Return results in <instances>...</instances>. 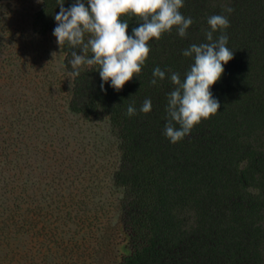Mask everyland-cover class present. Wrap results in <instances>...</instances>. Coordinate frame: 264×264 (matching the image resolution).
Here are the masks:
<instances>
[{
  "label": "trees",
  "instance_id": "16d2710c",
  "mask_svg": "<svg viewBox=\"0 0 264 264\" xmlns=\"http://www.w3.org/2000/svg\"><path fill=\"white\" fill-rule=\"evenodd\" d=\"M60 2L43 0L36 11L41 32L54 31ZM74 2L64 0V7ZM227 7L234 11L227 13ZM179 11L194 21L186 37L173 26L150 39L141 71L119 91L102 80L99 65L84 64L74 75L71 53H83L62 45L73 75L70 110L85 118L108 116L120 139L114 180L123 188L121 221L130 236V251L120 264H264V0H183ZM214 14L227 16L230 26L213 38L227 35L233 52L210 86L220 108L172 143L164 135L168 94L175 88L170 75L185 78L194 60L183 51L208 42V17ZM120 19L129 24V35L140 23L132 13ZM88 38L85 34V42ZM156 67L165 78L153 85ZM145 99L152 102L148 113L140 111ZM130 105L136 115H127ZM2 131L0 264H45V256L37 261L30 247L37 219L47 213L45 200L41 195L37 200L28 183L20 189L16 136L11 127Z\"/></svg>",
  "mask_w": 264,
  "mask_h": 264
},
{
  "label": "rangeland",
  "instance_id": "374dc122",
  "mask_svg": "<svg viewBox=\"0 0 264 264\" xmlns=\"http://www.w3.org/2000/svg\"><path fill=\"white\" fill-rule=\"evenodd\" d=\"M42 5L0 0V128L11 127L16 136L20 189L28 183L47 209L37 219L32 256H45V264H120L130 251L121 221L123 188L114 180L120 139L108 116L70 110L66 52L53 31L34 24Z\"/></svg>",
  "mask_w": 264,
  "mask_h": 264
},
{
  "label": "clouds",
  "instance_id": "9594fccd",
  "mask_svg": "<svg viewBox=\"0 0 264 264\" xmlns=\"http://www.w3.org/2000/svg\"><path fill=\"white\" fill-rule=\"evenodd\" d=\"M60 11L55 14L57 26L53 35L62 46L68 42L73 49L79 48L83 54L72 51L71 67L74 75L80 74L82 65H99L102 80L119 91L134 74L141 71L150 48L148 41L159 39L164 32H170L173 26L181 37H186L187 29L193 24L191 17H185L179 11L183 0H75L70 8L59 3ZM227 13L234 11L227 7ZM132 13L140 21L128 34L129 24L121 22L120 17ZM211 30L206 33L207 43L192 44L183 51L186 57H192L194 63L181 80L180 74L172 72L170 81L175 85L168 94L166 112L168 115L164 135L170 142L176 143L201 121L215 114L220 103L213 97L210 86L214 85L224 72L223 65L233 58V52L226 46L228 36L221 34L213 38V33L227 29L230 22L227 16L214 14L208 17ZM85 34L89 38L85 42ZM89 51L93 54L88 57ZM54 55V54H53ZM157 78L164 79L165 72L159 67L153 70L151 83ZM101 89L104 85L101 84ZM152 109L150 99H145L140 111L148 113ZM137 114L134 106L127 108V115ZM175 122V123H173ZM179 125V128L176 127Z\"/></svg>",
  "mask_w": 264,
  "mask_h": 264
}]
</instances>
